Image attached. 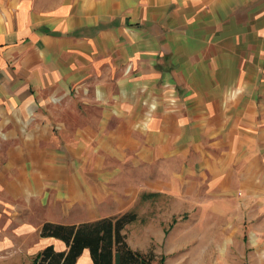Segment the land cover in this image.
Returning a JSON list of instances; mask_svg holds the SVG:
<instances>
[{
	"label": "crops",
	"instance_id": "crops-1",
	"mask_svg": "<svg viewBox=\"0 0 264 264\" xmlns=\"http://www.w3.org/2000/svg\"><path fill=\"white\" fill-rule=\"evenodd\" d=\"M21 7L27 12L0 19V147L16 143L7 151L14 160H0V186L7 181L18 189L13 200L25 196L32 203L47 197V192L41 191L46 185L44 173L62 164L55 162L59 158L55 154L60 152L39 145L43 140L53 143L54 126L85 127L114 121L120 128L114 131L117 144L113 155L121 147L134 151L128 129L144 123V108L135 106L130 97L124 101V96L135 90L136 78L148 84L168 80L187 103L184 113H159L147 123L151 128L142 137L143 146L137 144L136 149L140 159L149 162V169L167 161L192 162L185 154L194 152L186 150L194 145L203 151L198 160L202 168L214 173V166L221 164V172L232 175L230 181L250 183L258 192L264 189V0H73L44 15ZM128 62L134 71L126 77ZM75 88H81V94H93L96 89L98 93H108L110 88L119 91L116 99L121 100V113L111 117L110 109L99 104L72 107L70 94ZM96 108L105 115L90 118L88 110ZM72 112L77 117H72ZM22 126L32 128L23 133L18 128ZM85 136L79 130L73 137L79 140ZM29 141L36 147L31 148ZM188 141L193 145L184 146ZM68 147L86 159V146ZM118 157L129 168L137 165L133 155L119 152ZM84 161L79 160L80 166L76 160L74 166L70 161L67 176H62L65 197L70 198L75 189L78 196L87 195L79 192L87 185L84 172L97 176L99 171H109L103 166L88 171ZM112 172L120 170L116 166ZM228 186L237 185L229 182ZM3 203L5 198H0V205ZM63 205L76 203L69 200ZM119 214L83 217L64 224ZM6 227L1 231L5 233ZM50 244L45 240L43 248ZM9 246L8 239H3L0 256L5 252L6 259L18 261L14 254L20 251L8 250ZM37 250L22 247L20 256ZM5 257L0 264H9ZM77 264H94L88 249Z\"/></svg>",
	"mask_w": 264,
	"mask_h": 264
},
{
	"label": "rangeland",
	"instance_id": "rangeland-1",
	"mask_svg": "<svg viewBox=\"0 0 264 264\" xmlns=\"http://www.w3.org/2000/svg\"><path fill=\"white\" fill-rule=\"evenodd\" d=\"M71 1L73 0H0V19L7 17V14L16 17L18 12H27L22 7L21 10L20 6H26L29 11L38 15H44ZM103 25L107 27L106 23ZM124 67L125 75L129 77L134 71L132 62H128ZM156 69L160 70V67L157 66ZM134 82L135 90L129 96L125 95L124 101L130 97L135 106L144 108L145 116L143 124L128 129V134L132 133L131 138L134 140V151H130V147H121L113 155V147L117 144L114 131L120 128L113 125L114 121L109 125L54 126L56 136L53 145L45 140L39 145L60 152L55 154L59 158L54 160L62 165L55 164L48 168L49 175L44 173L43 177L46 185L41 191L47 192L49 199L44 197V201L33 200L34 202L29 203L26 197L22 196L13 200L11 196L18 194V189L3 181L5 186H0V198H5L6 203L0 205V244L3 239H8V250L21 252L22 247L27 246L31 250L38 247V250L23 256H20L23 252L14 254L19 257L18 261L6 259L5 252L0 259L5 257L3 260L9 264H32L35 256L43 249L45 240L65 249V245L59 243L56 238L48 239L40 235L42 224L46 221L75 223L83 217L135 211L137 219L128 224L124 232L133 249L151 254L150 256L153 254L152 264H264V189L258 192L250 183L238 184L236 181H230L232 175L227 177L223 174L220 170L223 168L221 164L214 166V173L205 167L202 168L198 160L203 151L196 150L191 141L184 143V146L193 145L194 149L187 147L186 150L194 152L185 154L192 162L188 159L178 160L176 164L175 161H167L149 169V162L140 159V152L136 149L137 144L138 148L143 146L142 137H145L150 127L147 123L154 120L159 113H184L187 103L179 89L168 80L162 82L160 79L148 84L143 79L136 78ZM80 90L81 88H75L70 94L72 107L80 105L82 109L84 104L90 105L87 107L99 104L110 109L111 117H118L121 113V100L116 99L119 91L116 93L110 88L108 93H98L96 89L93 94H81ZM86 97L88 100H84ZM123 112L127 113V110L124 109ZM88 114L90 118H97L99 114L103 117L105 112L102 113V110L96 108L88 110ZM77 115L73 112L71 114L72 117ZM18 128L25 133L32 127ZM11 129L14 128L7 127V130ZM79 130L86 133L85 139L81 137L78 140L73 137ZM79 143L81 147L86 146V159H80L76 150L68 147L78 146ZM28 144L31 148L36 147L34 141H29ZM128 144L131 146L130 142ZM14 145L16 143L11 146ZM11 146L4 143L0 147L2 163L14 160V157L7 155ZM180 146L185 152L183 144ZM119 152L133 155L137 164L135 168H129L128 163L118 157ZM209 152L211 156L214 154L212 150ZM181 158L182 156L178 157ZM82 159L85 160L84 169L88 171H92L94 167L101 170V166L108 167L109 171L103 174L99 171L97 176L84 172L83 177L87 185L79 192H86L87 195L82 198L75 189L72 190L74 193L70 198L65 197L66 190L61 188L69 163L72 161L74 166V160L79 164ZM195 160L196 162H193ZM116 166L120 172H112ZM18 169L22 173L20 164ZM1 177L2 173L0 181ZM93 180L97 181L99 186ZM229 182L237 186L229 187ZM38 192L35 191V195L41 196ZM79 199L84 202L83 205H80L82 203L78 202ZM69 200L76 203V206L64 207L63 203L66 204ZM4 225L7 226L5 233L8 234L1 231ZM6 256H10V253Z\"/></svg>",
	"mask_w": 264,
	"mask_h": 264
},
{
	"label": "trees",
	"instance_id": "trees-1",
	"mask_svg": "<svg viewBox=\"0 0 264 264\" xmlns=\"http://www.w3.org/2000/svg\"><path fill=\"white\" fill-rule=\"evenodd\" d=\"M137 216L135 211H127L79 224L45 222L40 235L61 240L65 249L47 245L32 264H77L86 249L94 264H152L153 254L133 249L124 232Z\"/></svg>",
	"mask_w": 264,
	"mask_h": 264
}]
</instances>
